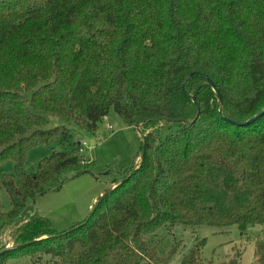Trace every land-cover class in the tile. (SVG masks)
Here are the masks:
<instances>
[{"label": "trees", "instance_id": "1", "mask_svg": "<svg viewBox=\"0 0 264 264\" xmlns=\"http://www.w3.org/2000/svg\"><path fill=\"white\" fill-rule=\"evenodd\" d=\"M263 106L264 0H0V164L15 170L1 178L10 209L0 204V224L64 175L91 173L78 147L22 172L29 150L69 137L47 116L94 133L113 109L148 129L142 160L85 220L64 232L24 223L0 264H168L177 245L159 255L162 227L264 226V114L227 121ZM200 245L180 264H240L238 254L203 262ZM253 257L264 264V240Z\"/></svg>", "mask_w": 264, "mask_h": 264}, {"label": "rangeland", "instance_id": "2", "mask_svg": "<svg viewBox=\"0 0 264 264\" xmlns=\"http://www.w3.org/2000/svg\"><path fill=\"white\" fill-rule=\"evenodd\" d=\"M30 94L26 93L28 99ZM48 128L66 126L69 137L61 144L53 142L50 146H38L26 154L22 172H36L38 163L52 152H69L80 148L88 160L93 161L91 173L63 176L58 189L37 197L12 222L0 224V249L12 246V234L24 223L36 218L45 219L56 232L68 231L72 226L85 220L95 203L105 194L113 181H122L126 172L138 164L141 158L142 136L148 129L125 125L110 109L107 116L98 124L94 133L80 129L73 123L47 116ZM157 123L150 126L156 127ZM175 127H172L174 130ZM163 135L165 130L163 129ZM4 175H15L12 162L0 164V182ZM94 200V201H93ZM2 210L10 209L5 190L0 186ZM154 243L160 256H164L177 245L175 254L168 264H180L184 255L198 242L203 262L219 263L238 254L240 264L253 262V240H264V226H248L240 232L235 225L223 229L201 226L190 228L176 226L173 229L160 228L155 232ZM7 264H52L48 257L33 262L29 257L8 260ZM148 264V263H147Z\"/></svg>", "mask_w": 264, "mask_h": 264}, {"label": "water", "instance_id": "3", "mask_svg": "<svg viewBox=\"0 0 264 264\" xmlns=\"http://www.w3.org/2000/svg\"><path fill=\"white\" fill-rule=\"evenodd\" d=\"M205 77V76H204ZM207 78V77H206ZM207 82L209 83V85L214 89V86L213 84L207 79ZM214 92H215V96L217 98L218 101H220V97H219V94L216 92V90L214 89ZM192 99L194 100V98L192 97ZM218 113H220V110H218ZM264 114V106L254 115L252 116L251 118H249L248 120L244 121V122H237V121H232V120H227L229 123L233 124V125H237V126H244V125H248L250 124L251 122L255 121L257 118H259L260 116H262ZM139 127V126H138ZM143 137V136H142ZM144 144L141 145V158H140V161L142 160L143 158V155H144ZM127 178V177H126ZM125 178V179H126ZM123 181V180H122ZM120 181V183L122 182ZM114 186H111L103 196L106 195L107 192H109L111 189H113ZM102 196V197H103ZM100 201V199H99ZM98 201V202H99ZM4 251V250H3ZM1 251V252H3ZM0 252V253H1Z\"/></svg>", "mask_w": 264, "mask_h": 264}, {"label": "crops", "instance_id": "4", "mask_svg": "<svg viewBox=\"0 0 264 264\" xmlns=\"http://www.w3.org/2000/svg\"><path fill=\"white\" fill-rule=\"evenodd\" d=\"M111 186H112V185H110V187H111ZM110 187H109V188H110ZM93 201H94V200H93ZM33 203H34V202H33ZM28 206H29V205H28ZM28 206H27V207H28ZM27 207H26V208H27ZM26 208H25V209H26Z\"/></svg>", "mask_w": 264, "mask_h": 264}]
</instances>
